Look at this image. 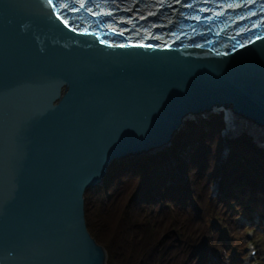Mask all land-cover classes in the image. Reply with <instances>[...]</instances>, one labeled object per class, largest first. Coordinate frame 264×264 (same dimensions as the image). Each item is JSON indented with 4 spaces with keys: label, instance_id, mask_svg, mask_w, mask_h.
Wrapping results in <instances>:
<instances>
[{
    "label": "water",
    "instance_id": "water-1",
    "mask_svg": "<svg viewBox=\"0 0 264 264\" xmlns=\"http://www.w3.org/2000/svg\"><path fill=\"white\" fill-rule=\"evenodd\" d=\"M60 10L56 0H0V264H107L88 229L87 191L217 105L243 118L234 128L228 117L229 137L249 131L264 143L246 128L264 131L261 47H121Z\"/></svg>",
    "mask_w": 264,
    "mask_h": 264
},
{
    "label": "trees",
    "instance_id": "trees-1",
    "mask_svg": "<svg viewBox=\"0 0 264 264\" xmlns=\"http://www.w3.org/2000/svg\"><path fill=\"white\" fill-rule=\"evenodd\" d=\"M225 125L222 111L189 120L165 150L115 162L104 184L87 191L88 229L109 264H215L220 229L208 222L215 213L227 225L233 204L264 230V144L247 132L224 136Z\"/></svg>",
    "mask_w": 264,
    "mask_h": 264
},
{
    "label": "rangeland",
    "instance_id": "rangeland-1",
    "mask_svg": "<svg viewBox=\"0 0 264 264\" xmlns=\"http://www.w3.org/2000/svg\"><path fill=\"white\" fill-rule=\"evenodd\" d=\"M198 123H200V121ZM226 133L227 131H225V134ZM225 134L223 133L224 136L228 135ZM191 175L192 177H194V179H196L197 171H191ZM203 204L205 206V202L201 201L199 203L200 209H203ZM232 207L233 208L228 209L224 212L228 215L229 221L227 220V225H225L218 219H214L216 217H211L210 222H208L211 226L215 224L220 229V233H217L218 235H216V237H213L212 239V245L217 248L216 251L219 250V254H221L222 252V260H217L215 264H264V230L262 228L259 229L258 222L256 223L255 221H253V219H249L248 221L250 222L244 223V225H241L242 227L238 226V221L241 220L242 217L241 212L240 209L235 207L234 204L232 205ZM229 211H231V214H229ZM219 236H223V238L229 243L227 241H224L223 243L221 241L219 242ZM93 238L95 237L93 236ZM177 240L179 241V239H176V241ZM99 244L106 249L108 255L107 264H109L108 249L103 244ZM252 245L254 247L253 250L256 252V255L253 257V260H249L253 252V250L251 249ZM210 249L214 251L213 247H211ZM176 254L177 251H175L174 255Z\"/></svg>",
    "mask_w": 264,
    "mask_h": 264
},
{
    "label": "bare ground",
    "instance_id": "bare-ground-1",
    "mask_svg": "<svg viewBox=\"0 0 264 264\" xmlns=\"http://www.w3.org/2000/svg\"><path fill=\"white\" fill-rule=\"evenodd\" d=\"M221 109V110H220ZM213 110H218L217 111V113H219L220 111H226L227 113H228V115H230L229 117L233 120V122H235L236 123V125H235V127L234 128H237V127H239L240 126V124L242 125L244 122H242L243 121V118H241L240 116H237L236 114H231V110H232V106H224V105H217V106H215L214 107V109ZM212 115V114H211ZM225 116V115H224ZM208 117H210V116H207V117H202V118H198L197 120L195 119V121H197V122H199L201 119H203V118H208ZM227 125L228 126H230L231 127V124H229V123H227ZM229 127V128H230ZM226 128V127H225ZM246 128H248L250 131H255L256 133H255V135H257V136H259L260 137V139L261 140H263L264 139V131L262 130V129H260V128H256L255 127V125L253 124V123H248L247 125H246ZM230 130V129H229ZM244 132H247V131H244ZM249 132V131H248ZM247 132V133H248ZM243 133V132H242ZM224 134H225V132H224ZM227 134V133H226ZM225 134V135H226ZM232 134H234V133H232ZM251 136H253L251 133H249ZM226 136H230V133L228 134V135H226ZM231 137H233L232 135H231ZM256 142H258V141H256ZM258 143H262V144H264L263 143V141H260V142H258ZM171 145V144H170ZM167 148V147H166ZM160 151V150H159ZM156 152H158V151H156ZM155 152V153H156ZM143 156V155H142ZM219 186H217V188H218ZM219 189V188H218ZM211 210H212V208H211ZM211 214V213H210ZM211 216V215H210ZM213 216V215H212ZM213 217H215V213H214V216ZM194 240V239H193ZM195 243H197V241L195 242Z\"/></svg>",
    "mask_w": 264,
    "mask_h": 264
}]
</instances>
